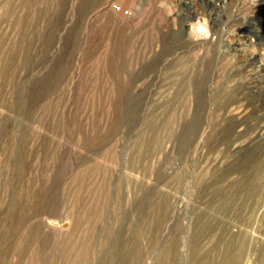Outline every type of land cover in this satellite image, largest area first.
Masks as SVG:
<instances>
[{
  "label": "rangeland",
  "instance_id": "rangeland-1",
  "mask_svg": "<svg viewBox=\"0 0 264 264\" xmlns=\"http://www.w3.org/2000/svg\"><path fill=\"white\" fill-rule=\"evenodd\" d=\"M262 256L264 0H0V264Z\"/></svg>",
  "mask_w": 264,
  "mask_h": 264
},
{
  "label": "bare ground",
  "instance_id": "bare-ground-1",
  "mask_svg": "<svg viewBox=\"0 0 264 264\" xmlns=\"http://www.w3.org/2000/svg\"><path fill=\"white\" fill-rule=\"evenodd\" d=\"M92 8V7H91ZM221 96V95H220ZM216 98V97H215ZM220 99V98H219ZM215 100H217V99H215ZM218 101V100H217ZM222 101H224V103L222 104V106H225L226 108H235V107H239L240 105H238V103H240V101L237 99V100H235V97L234 96H224L223 98H222ZM220 106V105H219ZM221 106V107H222ZM239 109V108H238ZM246 109V108H245ZM221 110V109H220ZM229 110V109H228ZM255 175H257V172L255 173ZM259 175V174H258ZM249 179V178H248ZM251 184H254V183H250V185ZM255 185V184H254ZM262 187V186H261ZM256 188V187H255ZM257 188H258V186H257ZM258 190V189H257ZM261 190V189H260ZM255 191V190H254ZM256 193V192H255ZM254 193V194H255ZM252 194V193H251ZM260 194V193H259ZM228 197V196H227ZM232 197V196H231ZM258 197V196H257ZM259 199V198H258ZM47 217V216H46ZM47 219V218H46ZM51 219V218H50ZM49 219V220H50ZM55 220V219H54ZM60 220V219H59ZM46 221H48V220H46ZM58 221V220H57ZM49 222V221H48ZM52 222H53V220H52ZM54 223V222H53ZM157 223H159V221H157ZM203 225H205V224H203ZM202 227H204V226H202ZM209 229H211L210 227H209ZM219 240V239H218ZM222 240L223 239H221V241L220 242H222ZM232 240V239H231ZM236 244V243H235ZM226 245V244H225ZM217 246V245H216ZM238 249V248H237ZM238 250H240V249H238ZM242 250V249H241ZM226 251H227V249H226ZM229 252V251H228ZM233 252V251H232ZM262 253V252H261ZM239 254V253H238ZM263 254V253H262ZM241 256V255H240ZM262 257H264V256H262ZM237 260V259H236ZM234 261H235V259H234ZM221 262V261H220ZM236 262H238V261H236ZM214 264H215V262H214ZM222 264H223V261H222Z\"/></svg>",
  "mask_w": 264,
  "mask_h": 264
},
{
  "label": "clouds",
  "instance_id": "clouds-1",
  "mask_svg": "<svg viewBox=\"0 0 264 264\" xmlns=\"http://www.w3.org/2000/svg\"><path fill=\"white\" fill-rule=\"evenodd\" d=\"M207 20L205 19L203 23H201L200 19H197L195 22H189V33L191 34L193 31L203 34L207 36L209 34L207 29Z\"/></svg>",
  "mask_w": 264,
  "mask_h": 264
}]
</instances>
